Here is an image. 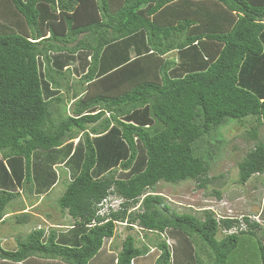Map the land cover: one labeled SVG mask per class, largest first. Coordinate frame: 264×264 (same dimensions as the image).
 I'll use <instances>...</instances> for the list:
<instances>
[{
	"label": "trees",
	"instance_id": "obj_1",
	"mask_svg": "<svg viewBox=\"0 0 264 264\" xmlns=\"http://www.w3.org/2000/svg\"><path fill=\"white\" fill-rule=\"evenodd\" d=\"M78 52L90 53L77 79L83 91L67 76L78 68L70 67ZM248 118L256 123L249 132L255 142L236 164L240 185L264 175V143L256 133L264 126V0H0V223L23 182L40 194L34 186L43 159L35 154L54 152L52 175L62 163L75 172L58 205L74 223L67 231H78L74 241L34 229L14 249L0 247V260L89 264L114 225L125 222L127 229L181 233L198 248L195 264L201 253L225 264L237 236L216 240V234L239 221L217 222L209 211L203 218L179 213L153 190L159 182L188 180L204 187L220 144L208 139ZM198 141L206 144L200 155ZM116 167L126 171L118 179L107 175ZM108 194L125 202L101 216L96 206ZM14 219L23 225L28 214ZM243 221L248 233L260 227ZM153 248L155 264H169V246L161 240ZM259 252L264 264L263 243ZM148 253L128 235L114 264Z\"/></svg>",
	"mask_w": 264,
	"mask_h": 264
},
{
	"label": "rangeland",
	"instance_id": "obj_2",
	"mask_svg": "<svg viewBox=\"0 0 264 264\" xmlns=\"http://www.w3.org/2000/svg\"><path fill=\"white\" fill-rule=\"evenodd\" d=\"M87 56L88 58H86ZM52 57L53 58L50 57L52 59L50 63L55 62L56 56L52 55ZM74 57L76 59L71 62L70 67L74 68L78 66V68L74 74H71V72L68 74L67 71L66 73L68 74L70 85L78 87V89L81 88L83 91L86 86H77V79L86 71V68H80V65L81 61H86V59L88 61L90 60V53L78 52ZM38 61L39 67L43 70L46 61H42L41 58H39ZM83 64L86 67V63ZM65 69L64 67L62 71H64L63 75L66 77ZM49 86L51 87L50 84ZM56 92L62 94L63 97L67 95V92L63 89L56 90ZM68 95L70 97L71 93L69 92ZM72 102L73 98H71V101L67 104L68 111L71 108ZM255 125V121L251 118L245 119L241 123H228L226 126L215 131L211 140L208 139V141H211V144H216L217 142L220 144L218 155L210 162L209 172L207 174L208 183L204 187H200L199 183L196 181L188 180L177 184L159 182L153 190L155 194L161 196L179 213H188L195 217L203 218V211L206 210L212 212L216 219H220V215L221 218L229 217L228 215H223L227 212L233 217L248 216L251 221L259 224L260 227H257L252 233L246 232V225H242L239 228H224L217 232L216 240H220L226 235L233 234L237 236V246L227 256L225 264H262L259 245L260 243L264 244V175H254L245 185H240L238 184V172L236 167L238 161L252 148L255 142L249 135V132ZM256 133L258 139L264 143V126H259ZM78 141V138H75L73 143L76 144ZM205 145V143L200 141L196 143L197 155H200V152L204 153ZM38 152L35 154V157L37 159L38 155L43 159L41 165L43 166V171L40 172L41 181L37 183L36 186H33L36 188L39 186V192L43 193L44 196L37 199V197H34L36 194L33 190L34 188L32 186V188L29 187L25 182L22 183L23 185L19 187L21 194L15 196L11 203L13 209L18 210L20 209V200H22V197L25 198L22 204L27 203L28 205V222L23 225H17L13 218L15 216H9L0 223V247L3 249H14L16 246V239L20 237L25 238V236L34 229L42 228L44 230L47 229L49 225L58 224L62 227H68L74 224L71 218L66 215V210L65 212H61L58 201L64 193L66 185L73 179L75 172L72 168H68L65 163H62L60 166L53 168L55 176L52 175L47 167L52 165L54 157L51 156L54 152H49L46 156L44 154L48 152ZM1 165H3V163H0V170L3 169ZM9 167L10 165L7 164V171L10 174L11 170ZM120 168L121 167H116L107 175H114L117 179L122 177L121 175L125 174L126 171H121ZM4 175L7 178L6 174ZM54 182L55 185L52 186ZM33 183H35L34 180ZM150 192L151 190H148V193ZM215 192H218L220 197H216ZM18 198H20V200ZM138 206L139 204L133 209H130L134 210ZM126 227L127 223L125 222L121 224L116 223L114 225L113 236L111 240H109L112 241L111 245L113 249L111 248V250L118 252L121 248L122 241L128 235L134 238L137 247L146 245L149 250L154 249L153 244L155 242L163 240L170 249L171 258L169 264H174V262L177 264H195L196 259L193 250L197 253L198 248L193 249L190 245L191 242L181 233L166 231L159 235L154 232L142 231L137 226L131 229H127ZM242 229H246L243 230L244 233L240 231ZM77 232V230H69L66 232L67 235L65 236L74 240V235L77 234ZM63 236L64 235L61 237ZM108 243L111 242L107 240L105 246H108ZM185 246H187L186 251L184 249ZM158 254V251L154 249V253L146 255V261L139 264H155L157 258L155 255ZM184 254H186V256ZM207 257L208 253H201L198 256L202 264H211L212 259L210 260ZM33 261H35L36 264H43L41 261L45 262L43 259ZM50 262L54 263V261ZM57 263L65 264L62 261Z\"/></svg>",
	"mask_w": 264,
	"mask_h": 264
},
{
	"label": "crops",
	"instance_id": "obj_3",
	"mask_svg": "<svg viewBox=\"0 0 264 264\" xmlns=\"http://www.w3.org/2000/svg\"><path fill=\"white\" fill-rule=\"evenodd\" d=\"M105 51L107 52V49H105L103 51V53H101V55H102L101 62L102 63H104L105 60H107L106 57H107V55H109V53L108 54L107 53L105 54ZM45 193H47V192H45ZM20 194H21L20 191H18V195L17 196H19ZM42 196H44L43 193H40L39 194L37 192L34 195V197H37V199L38 198H42ZM18 199L20 200V198H18ZM18 199H16V200H18ZM12 200H14V198ZM24 200H25V198L22 197V200H20L21 201V204H19L20 209H18V210L13 209L12 203H11V205L7 206L6 209H5V214H4V217H3L2 220L4 221L6 217L8 218L9 216L20 215L21 213H27L28 214V211H27L28 205H27V203L22 204V201L24 202ZM34 201H37V200H34ZM66 215L68 216V214H66ZM70 228H71V226L62 227L60 224H58V225H49L47 227V229H44V230H45V233L46 234L48 233L49 230H54L58 234H62V233H66L67 230L70 229ZM107 240H108V242H111V243H108L109 245L108 246H105V244L107 243ZM107 240L104 241L103 247L101 248V250L99 251V253L93 259L90 260L89 264H114V261H115L114 259L116 257V253L117 252H115L114 250H111V248H112V245H111L112 244V241H109V240H111V238L110 239H107ZM154 249H156V248H154ZM154 249H150L149 250V253L147 255L153 254L154 253ZM158 253H159V251H158ZM158 255H155V256H158ZM145 257H146V255L145 256H141V257H137V258H135L132 261L131 264H139L141 262L144 263L146 261L145 260ZM33 260H40V259L39 258L32 257V258H28L27 260H24V261L20 262L19 264H36L35 261H33ZM49 262L50 261H46V260H45V262H42L41 261V263H43V264H60V263H57V262H60V261H54V263H51V262L49 263ZM0 264H7V263H5L4 261H1L0 260ZM11 264H14V263H11Z\"/></svg>",
	"mask_w": 264,
	"mask_h": 264
},
{
	"label": "clouds",
	"instance_id": "obj_4",
	"mask_svg": "<svg viewBox=\"0 0 264 264\" xmlns=\"http://www.w3.org/2000/svg\"><path fill=\"white\" fill-rule=\"evenodd\" d=\"M56 181V180H55ZM71 181V180H70ZM57 184V183H56ZM53 185H55V182H54V184ZM52 185V186H53ZM106 199H107V204H108V206H107V208L109 209V211L110 210H112V211H117L118 209H120L121 208V205L125 202V199H123V198H120V197H118V196H116V195H113V194H108L106 197H105ZM102 201V200H101ZM101 201H100V203H101ZM100 203H98L97 204V206H96V209L98 210L99 209V207H100ZM99 205V206H98ZM97 210H96V212H97ZM203 212H206V210H204ZM212 213V212H211ZM213 214V213H212ZM223 215H228L229 217H222V218H220V219H216V217H214V219L217 221V222H220V221H222V220H224V219H229V220H233V219H236V220H238L239 221V227L240 226H242V225H246L245 223H244V221H243V218H248L249 219V221H251L250 220V218L248 217V216H239V217H233V216H231V215H229L227 212H225ZM251 222H253V221H251ZM121 224V223H120ZM135 227H136V225H134ZM133 226V227H134ZM234 227H237V226H234ZM238 227V228H239ZM139 229H141V228H139ZM231 229V228H230ZM142 230V229H141ZM243 230H246V229H242V230H240V231H242L243 232Z\"/></svg>",
	"mask_w": 264,
	"mask_h": 264
},
{
	"label": "built area",
	"instance_id": "obj_5",
	"mask_svg": "<svg viewBox=\"0 0 264 264\" xmlns=\"http://www.w3.org/2000/svg\"><path fill=\"white\" fill-rule=\"evenodd\" d=\"M100 207L99 209L97 210V213L101 216H104L106 213L108 214L109 212V209L107 208L108 204H107V199L106 198H103L101 203L99 204ZM98 205V206H99ZM215 212V211H214ZM220 218H221V215H220Z\"/></svg>",
	"mask_w": 264,
	"mask_h": 264
}]
</instances>
